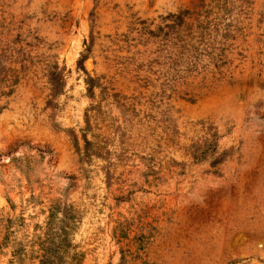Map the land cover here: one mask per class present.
Returning a JSON list of instances; mask_svg holds the SVG:
<instances>
[{
  "label": "rangeland",
  "instance_id": "1",
  "mask_svg": "<svg viewBox=\"0 0 264 264\" xmlns=\"http://www.w3.org/2000/svg\"><path fill=\"white\" fill-rule=\"evenodd\" d=\"M42 262L264 264V0H0V264Z\"/></svg>",
  "mask_w": 264,
  "mask_h": 264
},
{
  "label": "trees",
  "instance_id": "2",
  "mask_svg": "<svg viewBox=\"0 0 264 264\" xmlns=\"http://www.w3.org/2000/svg\"><path fill=\"white\" fill-rule=\"evenodd\" d=\"M87 56L83 55L80 59L78 65L79 68L87 75L86 83L88 85V91L90 93V97H93L95 89L99 86V82L97 78L90 76L87 70L84 67V62L87 60ZM58 66L54 68V70L50 73V82L52 84V92L54 95H58L62 89V74L61 71L58 70ZM42 264H47L42 262Z\"/></svg>",
  "mask_w": 264,
  "mask_h": 264
}]
</instances>
